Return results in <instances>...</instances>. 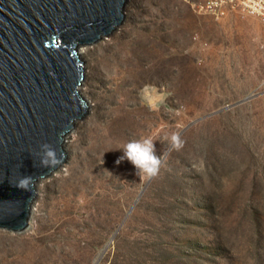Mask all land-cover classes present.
<instances>
[{"label":"rangeland","instance_id":"obj_1","mask_svg":"<svg viewBox=\"0 0 264 264\" xmlns=\"http://www.w3.org/2000/svg\"><path fill=\"white\" fill-rule=\"evenodd\" d=\"M196 1L126 0L79 46L88 111L36 181L28 227L0 228V264H264V23ZM142 138L154 177L116 163Z\"/></svg>","mask_w":264,"mask_h":264},{"label":"water","instance_id":"obj_2","mask_svg":"<svg viewBox=\"0 0 264 264\" xmlns=\"http://www.w3.org/2000/svg\"><path fill=\"white\" fill-rule=\"evenodd\" d=\"M126 0H0V228L24 231L36 181L67 159L63 141L88 111L78 48L110 35ZM50 144L61 157L41 167ZM32 177L29 190L15 185Z\"/></svg>","mask_w":264,"mask_h":264},{"label":"clouds","instance_id":"obj_3","mask_svg":"<svg viewBox=\"0 0 264 264\" xmlns=\"http://www.w3.org/2000/svg\"><path fill=\"white\" fill-rule=\"evenodd\" d=\"M169 139L172 149L179 150L182 147L183 142L179 132H173ZM122 150L123 155L118 158L117 164L127 160L134 166L136 175L140 178L144 175L154 177L158 174L162 166V158L157 154L156 144L151 138L129 141ZM38 155L41 167L52 168L61 162V157L50 144H42ZM31 181L32 177L22 176L15 186L27 191Z\"/></svg>","mask_w":264,"mask_h":264},{"label":"built area","instance_id":"obj_4","mask_svg":"<svg viewBox=\"0 0 264 264\" xmlns=\"http://www.w3.org/2000/svg\"><path fill=\"white\" fill-rule=\"evenodd\" d=\"M193 7L199 13L224 15L228 11L241 10L264 23V0H197Z\"/></svg>","mask_w":264,"mask_h":264},{"label":"bare ground","instance_id":"obj_5","mask_svg":"<svg viewBox=\"0 0 264 264\" xmlns=\"http://www.w3.org/2000/svg\"><path fill=\"white\" fill-rule=\"evenodd\" d=\"M83 51L80 52V54H82ZM80 92V91H79Z\"/></svg>","mask_w":264,"mask_h":264}]
</instances>
